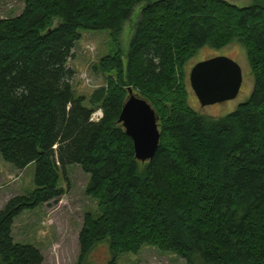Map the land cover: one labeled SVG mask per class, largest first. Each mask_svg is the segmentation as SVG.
<instances>
[{
  "label": "trees",
  "instance_id": "16d2710c",
  "mask_svg": "<svg viewBox=\"0 0 264 264\" xmlns=\"http://www.w3.org/2000/svg\"><path fill=\"white\" fill-rule=\"evenodd\" d=\"M141 4L126 65L120 53L93 67L107 80L86 108L66 68L80 32L118 42ZM232 43L245 50L251 96L224 118L200 115L187 102L185 66L202 48ZM128 88L158 117V148L144 164L118 123ZM0 154L20 171L36 165L34 192L0 212V264L43 263L14 243L13 221L60 199L69 165L89 176L85 193L98 204L79 233L77 264L106 241L108 264L144 247L186 264H264V2L25 0L19 17L0 20Z\"/></svg>",
  "mask_w": 264,
  "mask_h": 264
},
{
  "label": "rangeland",
  "instance_id": "374dc122",
  "mask_svg": "<svg viewBox=\"0 0 264 264\" xmlns=\"http://www.w3.org/2000/svg\"><path fill=\"white\" fill-rule=\"evenodd\" d=\"M238 7H248L264 0H223ZM145 4L133 9L125 22L118 42H113L110 33L80 32L75 42L72 56L66 68L74 73L70 85L75 99L85 98L84 106H90L92 93L105 86L107 77L95 72L93 67L105 57L120 54L123 64L140 14ZM25 9V0H0V20L19 17ZM227 57L238 64L242 73V85L233 100L201 107L189 83L191 69L198 63L216 58ZM184 84L188 105L198 114L213 118H224L236 108L247 102L253 88V76L248 65L245 50L232 43L222 50L202 48L185 66ZM101 111L96 110L91 119L98 122ZM142 164V163H141ZM36 165L31 164L23 171L6 163L0 154V212L10 200L16 197H28L35 190ZM60 187L63 195L60 199L46 203L35 210L25 211L16 217L12 226L14 243L29 245L37 249L43 257L42 264H77L79 258L78 237L85 216L98 215V204L86 196L89 176L77 165H69L60 172ZM112 260L108 242L97 245L87 258L86 264H108ZM117 264H186L174 254L163 253L151 247H144L137 254L126 253L117 258Z\"/></svg>",
  "mask_w": 264,
  "mask_h": 264
},
{
  "label": "water",
  "instance_id": "95a60500",
  "mask_svg": "<svg viewBox=\"0 0 264 264\" xmlns=\"http://www.w3.org/2000/svg\"><path fill=\"white\" fill-rule=\"evenodd\" d=\"M189 83L201 107L233 100L242 85L241 69L227 57H216L196 64L190 72ZM118 123L132 140L135 160L149 162L159 144L158 117L150 104L127 89V100Z\"/></svg>",
  "mask_w": 264,
  "mask_h": 264
},
{
  "label": "bare ground",
  "instance_id": "6f19581e",
  "mask_svg": "<svg viewBox=\"0 0 264 264\" xmlns=\"http://www.w3.org/2000/svg\"><path fill=\"white\" fill-rule=\"evenodd\" d=\"M132 89V88H131ZM101 118H102V115H101Z\"/></svg>",
  "mask_w": 264,
  "mask_h": 264
}]
</instances>
